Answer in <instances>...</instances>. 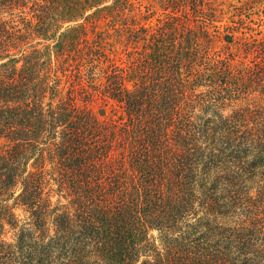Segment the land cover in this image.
<instances>
[{
    "label": "trees",
    "instance_id": "obj_1",
    "mask_svg": "<svg viewBox=\"0 0 264 264\" xmlns=\"http://www.w3.org/2000/svg\"><path fill=\"white\" fill-rule=\"evenodd\" d=\"M219 11L0 0V264H264V39Z\"/></svg>",
    "mask_w": 264,
    "mask_h": 264
},
{
    "label": "rangeland",
    "instance_id": "obj_2",
    "mask_svg": "<svg viewBox=\"0 0 264 264\" xmlns=\"http://www.w3.org/2000/svg\"><path fill=\"white\" fill-rule=\"evenodd\" d=\"M215 5H219L221 11L217 13L214 25L219 27V31L224 30V26L234 28L238 38L252 40L264 39V0H212ZM163 14L159 9L148 6L146 3L137 5L136 9L128 17L130 26H150L154 25ZM119 38V39H118ZM109 41L114 43V49L122 59H125L126 33L121 37L112 36ZM216 43L215 49L218 50ZM130 46V45H128ZM240 59V57H238ZM93 112L98 116H104L107 108L104 106L92 105ZM155 234V232H153Z\"/></svg>",
    "mask_w": 264,
    "mask_h": 264
}]
</instances>
